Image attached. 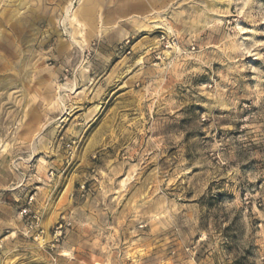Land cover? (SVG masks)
Masks as SVG:
<instances>
[{
    "label": "rangeland",
    "instance_id": "obj_1",
    "mask_svg": "<svg viewBox=\"0 0 264 264\" xmlns=\"http://www.w3.org/2000/svg\"><path fill=\"white\" fill-rule=\"evenodd\" d=\"M81 2L0 0V264H264V0Z\"/></svg>",
    "mask_w": 264,
    "mask_h": 264
},
{
    "label": "bare ground",
    "instance_id": "obj_2",
    "mask_svg": "<svg viewBox=\"0 0 264 264\" xmlns=\"http://www.w3.org/2000/svg\"><path fill=\"white\" fill-rule=\"evenodd\" d=\"M84 2H85V0H82V2L80 3V7H79V10H78V15H80V16H86L85 14L87 13V11L85 10V6H84ZM85 5H86V3H85ZM76 17H78L77 15H76Z\"/></svg>",
    "mask_w": 264,
    "mask_h": 264
}]
</instances>
